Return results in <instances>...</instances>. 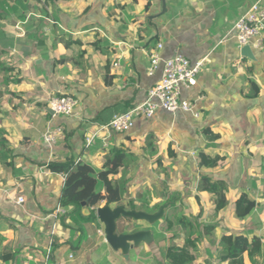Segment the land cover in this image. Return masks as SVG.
I'll return each instance as SVG.
<instances>
[{"label":"crops","instance_id":"0c3cea01","mask_svg":"<svg viewBox=\"0 0 264 264\" xmlns=\"http://www.w3.org/2000/svg\"><path fill=\"white\" fill-rule=\"evenodd\" d=\"M255 1L70 0L49 4L47 17L36 10L24 13V21L4 14L16 21L0 33V139L5 143L0 264H143L138 255H150L144 245L130 250L126 262L105 242L97 218L86 222L61 207L64 177L47 168L72 158L101 170L106 156L119 147L135 157L115 176L119 180L124 174L127 180L122 206L132 203L138 210L145 205L144 212L155 213L165 205L163 214L178 207L180 216L197 219L205 194L135 190L137 174H130L143 163L161 166L189 157L183 170L196 174L198 184L201 176L224 181L227 204L216 221L234 224L235 235L258 238L255 264L258 259L264 264V33L262 49L251 48L250 59L241 55L231 31ZM156 51L162 59L176 54L191 62L205 59L196 85L181 91L182 99L195 104L197 117L158 110L150 119L135 120L128 132L103 130L114 115L141 103L160 79L161 65L148 72ZM61 95L78 102L69 116H53L47 108L48 98ZM48 127L61 128L51 145L42 140ZM205 130L219 138L212 140ZM91 135L87 146L84 140ZM200 153L221 160L201 169ZM240 194L256 204L244 219L233 213ZM19 197L23 203H17ZM87 209V215L81 209L85 217ZM134 222L146 224L137 231L153 232L146 222ZM3 255L10 259L2 261Z\"/></svg>","mask_w":264,"mask_h":264},{"label":"trees","instance_id":"16d2710c","mask_svg":"<svg viewBox=\"0 0 264 264\" xmlns=\"http://www.w3.org/2000/svg\"><path fill=\"white\" fill-rule=\"evenodd\" d=\"M58 1H70V0H0V17L1 14L14 15L20 21H24V13L36 10L47 17V6ZM3 52L0 51V54ZM207 137L212 140H217L219 136L212 133L209 130L204 132ZM152 145V144H149ZM5 146L3 140L0 139V155L4 152L2 148ZM133 154L126 151L124 148L113 149L108 156H106L103 167L101 170L93 168L91 165L81 163L67 159L61 163H50L47 165L49 171L53 173L61 174L64 177L61 193L58 203L63 208H70L72 215L75 214L81 220L86 222H93L96 220L95 209L100 205L117 204L125 210L134 209L135 205L130 203L129 208L126 209L122 206L121 200L127 192V180L123 174L119 180H115V176L125 170L130 163L133 162ZM199 166L205 169H211L217 166L220 157L215 156L210 158L209 156L200 153L199 154ZM198 189L204 192H209L215 195L217 198L218 208L222 209L226 206V192L227 187L224 185V181L215 180L208 176H201L198 184ZM85 202L86 207L90 209V215L83 216L81 213V203ZM255 202L250 200L245 194H240L234 200L233 213L236 218L244 219L249 216L255 208ZM146 206H141L138 210L146 211ZM159 206H157V209ZM186 215L178 217V222L183 227H192L198 225V220L192 218L186 221ZM167 221V220H166ZM190 221V222H189ZM131 222L126 218H119L116 221L117 233H123L124 224ZM168 226L171 228V221L168 220ZM213 230L212 226H203L200 233L195 236H189L185 238L184 245L182 247L167 246L162 253L167 264H193L196 258V243L199 242L202 237H206ZM157 240V241H156ZM155 243L158 245L164 244L165 237L163 233L156 234ZM218 255L219 262L226 264H244V258L251 259L254 263V257L260 253V241L258 238L248 239L244 234L224 235L219 241ZM207 253H209L207 251ZM10 256H2V261H8Z\"/></svg>","mask_w":264,"mask_h":264},{"label":"built area","instance_id":"2783aa9c","mask_svg":"<svg viewBox=\"0 0 264 264\" xmlns=\"http://www.w3.org/2000/svg\"><path fill=\"white\" fill-rule=\"evenodd\" d=\"M232 36L238 48L249 46L253 49H262V35L264 33V0H256L234 23ZM161 45H157V51ZM150 55L148 72L154 74L161 65L160 79L147 91L145 99L128 109L116 114L108 124L102 126L103 130H111L116 133L128 132L137 119H150L156 111L162 110L169 113H192L195 104L191 100L181 98L183 89H190L196 85L197 77L205 65V59L191 62L186 57L176 54L162 59L158 52ZM78 102L69 95L53 96L47 100V108L53 116H69L76 108ZM61 133V128L48 127L42 135V140L48 144L56 142V136ZM94 135L85 138V145L89 146ZM17 203H23L19 197ZM96 210V209H95Z\"/></svg>","mask_w":264,"mask_h":264},{"label":"rangeland","instance_id":"374dc122","mask_svg":"<svg viewBox=\"0 0 264 264\" xmlns=\"http://www.w3.org/2000/svg\"><path fill=\"white\" fill-rule=\"evenodd\" d=\"M2 17H0V33L3 32L1 29H5L8 27H11V23H15V19L9 16H6L4 14H1ZM7 19V20H6ZM8 21V23H7ZM9 36H6V39L8 40ZM184 158V159H182ZM168 160L166 163H162L161 166L157 164H148L143 163V166L141 168H137L133 170L130 174L135 175L137 174V185L135 187V190H153V192H156L155 190H187V192L192 190H197L198 194H205L203 197V203H201L200 197H198V203H201L202 208L199 210V213L197 212V219L198 225H194L192 227H183L178 222V217L182 214V209L173 208L167 210L165 214H163V217L155 222L153 225H148L149 229H151L153 232L152 237L154 242L156 240V232L157 233H163L165 237V242L161 246H149L150 244H142L144 245V248L147 252L150 250V255L144 256L142 253H140L138 256H142L143 259L141 261L143 264H156L155 260L159 262L158 264H167L165 262L164 257L162 256V253L164 252L165 248L167 246H177L180 247L184 244L185 238L189 236H195V234L200 233L202 231L203 226H212L213 230L209 235L206 237H202V239L196 243V260L193 262V264H197V262H204V264H221L219 262V255H218V247H219V241L224 235L232 234L235 235V232H232L231 222H229L230 215L227 216L228 219L227 224L230 226H225V222L223 221H216L219 218V213L221 211H224L226 206L222 209H219L217 206V198L215 195L209 192L201 191L200 189H197L196 186L198 184V179L196 174H185L184 168L187 169V163L188 161H191V158L189 157H183L181 156L179 158V162L175 159L174 161ZM236 167V164H234ZM203 168V167H199ZM240 184V183H239ZM243 188L245 187V184L242 183ZM133 187H130V190ZM239 190V189H236ZM193 192V191H192ZM206 194H210V199L207 197ZM158 195V193H157ZM129 210H131L129 208ZM152 212V210H150ZM150 212V213H151ZM168 218L171 219V228L168 226ZM186 221L190 220V217H185ZM167 220V221H166ZM129 224H124V230L126 231H137V229L140 228H147L146 224L137 225L134 221L130 220ZM189 221V222H190ZM134 222V223H133ZM143 222V221H141ZM155 234V235H154ZM157 241V240H156ZM206 251L209 252V255L206 253ZM142 252V251H141ZM132 254V253H131ZM154 258V260L152 258ZM245 263L247 264H255L257 263L254 259V263L251 261V259L247 258L245 256ZM128 262L127 260H124ZM259 264H263L262 259H258ZM226 264V263H222Z\"/></svg>","mask_w":264,"mask_h":264},{"label":"water","instance_id":"95a60500","mask_svg":"<svg viewBox=\"0 0 264 264\" xmlns=\"http://www.w3.org/2000/svg\"><path fill=\"white\" fill-rule=\"evenodd\" d=\"M241 55L252 59V51L249 46H244L240 49ZM49 113L52 112L49 110ZM82 213L87 215L88 209L86 203L82 202ZM165 205L160 206L157 212L147 213L140 210H125L124 208L117 206L111 208L110 205H103L97 207L95 210V216L103 226V234L105 242L114 251H120L124 259H128L129 251L137 249L141 244H150L153 241L152 233L148 230L138 231H126L123 233H117L116 221L119 218H126L137 222H146L149 225H153L155 222L163 217Z\"/></svg>","mask_w":264,"mask_h":264}]
</instances>
